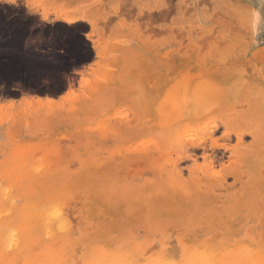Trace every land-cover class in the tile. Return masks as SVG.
Returning a JSON list of instances; mask_svg holds the SVG:
<instances>
[{"label": "rangeland", "instance_id": "1", "mask_svg": "<svg viewBox=\"0 0 264 264\" xmlns=\"http://www.w3.org/2000/svg\"><path fill=\"white\" fill-rule=\"evenodd\" d=\"M263 4L0 0V181L101 177L132 186L133 204L163 191L170 166L161 136L158 84L236 83L251 93L264 91V19L258 23L256 15ZM78 13L86 19H58ZM92 40L100 41L105 53L96 56ZM116 43L125 48L111 55ZM134 76L142 83H132ZM103 83H132V97ZM96 91L104 95L97 98ZM245 117L232 114L236 120ZM184 177L191 187L187 170ZM67 196L62 203L70 222L61 234L71 236L68 247L77 251L83 231L91 234L94 228L84 218L89 205L82 190L70 189ZM233 216V223L230 216L224 222L241 228L236 221L242 212ZM263 222H246L238 233L213 229L198 240L185 237L186 244L199 246L206 239L227 248L252 241L264 245ZM169 227L161 237L179 249V230ZM229 231L232 235L224 233ZM103 233L108 234L106 228Z\"/></svg>", "mask_w": 264, "mask_h": 264}, {"label": "bare ground", "instance_id": "2", "mask_svg": "<svg viewBox=\"0 0 264 264\" xmlns=\"http://www.w3.org/2000/svg\"><path fill=\"white\" fill-rule=\"evenodd\" d=\"M262 7L255 10L258 23H263ZM58 19L71 23L86 18L78 13ZM92 47L96 56L105 53L100 41L92 40ZM124 48L116 43L111 55ZM135 79L132 83H142ZM132 83L103 84H113L119 95L132 97ZM158 85L161 136L170 166L166 188L133 204L132 186L101 177L0 181V264H264V245L254 241L243 248H227L206 239L202 245L189 246L185 238L198 240L219 228L238 233L246 222L264 221V91L251 93L236 83ZM232 114L246 117L236 120ZM78 188L89 205L84 218L94 230L83 231L76 251L68 247L71 236L61 233L70 222L62 202L70 189ZM135 208L138 212L133 214ZM237 212H242L243 218L236 221L241 228L224 222L223 217L230 216L233 223ZM169 226L179 230V249L168 247L161 237Z\"/></svg>", "mask_w": 264, "mask_h": 264}, {"label": "water", "instance_id": "3", "mask_svg": "<svg viewBox=\"0 0 264 264\" xmlns=\"http://www.w3.org/2000/svg\"><path fill=\"white\" fill-rule=\"evenodd\" d=\"M91 57H94V52H93V54H92V56Z\"/></svg>", "mask_w": 264, "mask_h": 264}]
</instances>
